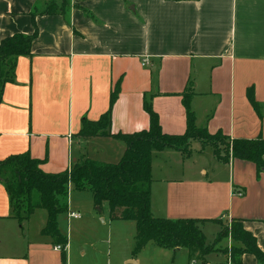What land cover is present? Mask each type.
<instances>
[{
  "label": "crops",
  "instance_id": "crops-1",
  "mask_svg": "<svg viewBox=\"0 0 264 264\" xmlns=\"http://www.w3.org/2000/svg\"><path fill=\"white\" fill-rule=\"evenodd\" d=\"M45 1L0 0V41L14 33L31 34L34 24L38 31L31 54L17 59L14 80L3 87L0 160L28 151L33 158L46 157L40 168L47 173L90 156L117 162L123 141L76 134L83 118L97 120L108 109L118 79L110 134L147 129L145 100L163 132L183 134L181 94L189 92L196 126L230 138H264V0H83L74 1L79 8H71L68 16L37 15L33 22L32 8ZM248 87L261 117L247 99ZM193 141L197 156L209 149ZM212 154V163L195 166L191 152L153 151L152 214L205 219L203 233L214 229L208 243L220 229L213 219H241L264 252V172L257 177L253 163L222 162ZM69 192L68 208L57 218L67 237L62 257L52 239L41 234L46 211L36 209L20 225L0 183V264H230L223 250L198 262L186 248L165 249L152 241L133 256L135 222L111 219L106 204L102 210L94 203L73 205ZM89 194L87 203L93 200ZM70 211L81 217L68 218ZM241 263L258 264L248 253Z\"/></svg>",
  "mask_w": 264,
  "mask_h": 264
},
{
  "label": "trees",
  "instance_id": "trees-1",
  "mask_svg": "<svg viewBox=\"0 0 264 264\" xmlns=\"http://www.w3.org/2000/svg\"><path fill=\"white\" fill-rule=\"evenodd\" d=\"M74 1L83 0H48L44 2L43 9L34 5L30 12L32 21L37 15L68 16L71 8H79ZM123 1L126 3V0ZM84 13L92 17L87 10ZM37 32L34 24L31 34L14 33L0 41V102L3 87L14 80L17 59L31 54V44ZM120 83L121 79H118L112 87L108 109L97 120L83 118L81 129L76 135L82 138L111 136L123 141L125 149L121 158L115 163L81 158L73 162L69 169L56 173L44 172L40 164L46 161V157L36 159L28 151L0 160V183L8 195L12 217L21 225L36 209L45 210L47 219L41 234L49 236L54 245H61L60 251L64 257L67 237L60 233L57 218L68 208L71 185L76 190L90 191L94 206L99 210L106 204L111 219L135 222L133 256L152 241L165 249L186 248L190 259L203 260L205 255L217 251L215 245L222 239L229 238L230 247L224 252L229 254L230 264H242L241 256L244 253L254 255L258 264H264V252L255 237L243 227L241 219L230 220V226L221 227L214 240L208 243L201 227L205 219L156 217L151 212L150 200L153 151L172 148L187 156L190 154V142L197 140L201 148L211 146L216 158L222 162H228L231 158L253 163L258 177L260 172H264V138L259 135L253 139L230 138L221 131L211 134L205 127L196 126L189 92L181 94L186 123L183 134L163 132L158 115L147 100L143 104L149 118L147 129L110 134V116L120 92ZM246 96L256 114L261 117V106L254 98L252 87L246 89ZM212 221L221 226V221Z\"/></svg>",
  "mask_w": 264,
  "mask_h": 264
},
{
  "label": "rangeland",
  "instance_id": "rangeland-1",
  "mask_svg": "<svg viewBox=\"0 0 264 264\" xmlns=\"http://www.w3.org/2000/svg\"><path fill=\"white\" fill-rule=\"evenodd\" d=\"M57 1V0H56ZM38 8L39 9H43L44 8V6H43V4H42V2H40L39 4H38ZM201 144V143H200ZM195 142L193 141L192 143L190 142V145H189V147H188V151H189V153L191 152V161L194 163V165L195 166H200V165H202V164H204V163H206V164H208V163H212V159H214L213 158V152H212V149L210 148V146L209 145H206V146H208V148L209 149H206V152H204L203 154H201V155H199V156H197V154L194 152V148H195ZM72 149H73V151L75 152L76 151V149H77V145H76V143H75V141H74V144L72 145ZM221 148H223L222 146H221ZM222 154H224V151H222ZM215 156V155H214ZM216 157V156H215ZM90 158H92L91 156H90ZM69 198H71L72 199V203H73V205H80V206H85V205H93V200L91 199V201H90V203H87V197H88V195L90 196V194H89V192L90 191H88V190H83V191H80V190H76V189H74L73 187H69ZM91 193V192H90ZM97 208V207H96ZM84 211V210H83ZM87 215V214H86ZM85 215V216H86ZM230 223H231V221H225V222H221V226H220V229H221V227H223V226H230ZM128 227V233H129V231H133V229H132V227L131 226H127ZM100 228H98V230H97V233L98 234H100L101 232H100V230H99ZM219 229V230H220ZM212 230H214L213 229V227H211L210 226V230H206L205 231V234H206V238H207V240H211V238H212ZM230 243L231 242H226V239H223L222 240V242H221V244L218 246V245H215V248L217 249V250H225V249H228L229 247H230ZM183 251V250H182ZM182 251L181 252H178L177 254H176V257H178L179 255H181L182 254ZM184 253V252H183ZM198 260V262H201V260H199V259H197Z\"/></svg>",
  "mask_w": 264,
  "mask_h": 264
},
{
  "label": "built area",
  "instance_id": "built-area-1",
  "mask_svg": "<svg viewBox=\"0 0 264 264\" xmlns=\"http://www.w3.org/2000/svg\"><path fill=\"white\" fill-rule=\"evenodd\" d=\"M239 195H241L242 193H238ZM68 218H74V219H79L81 217V214L79 212H76V211H70L68 212L67 214ZM61 245H55L54 246V249H57V250H61Z\"/></svg>",
  "mask_w": 264,
  "mask_h": 264
},
{
  "label": "water",
  "instance_id": "water-1",
  "mask_svg": "<svg viewBox=\"0 0 264 264\" xmlns=\"http://www.w3.org/2000/svg\"><path fill=\"white\" fill-rule=\"evenodd\" d=\"M132 264H135V261H130Z\"/></svg>",
  "mask_w": 264,
  "mask_h": 264
}]
</instances>
